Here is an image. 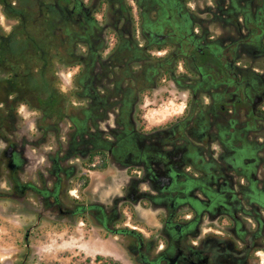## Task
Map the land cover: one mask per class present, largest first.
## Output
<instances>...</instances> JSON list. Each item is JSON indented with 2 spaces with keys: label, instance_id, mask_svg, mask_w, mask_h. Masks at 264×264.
Segmentation results:
<instances>
[{
  "label": "flooded vegetation",
  "instance_id": "af4514ba",
  "mask_svg": "<svg viewBox=\"0 0 264 264\" xmlns=\"http://www.w3.org/2000/svg\"><path fill=\"white\" fill-rule=\"evenodd\" d=\"M9 1L40 49L0 4V200L135 264H264V0Z\"/></svg>",
  "mask_w": 264,
  "mask_h": 264
},
{
  "label": "rangeland",
  "instance_id": "374dc122",
  "mask_svg": "<svg viewBox=\"0 0 264 264\" xmlns=\"http://www.w3.org/2000/svg\"><path fill=\"white\" fill-rule=\"evenodd\" d=\"M4 22V21H2ZM62 75H58L62 84H70L68 69L64 68ZM152 100H148L147 103ZM158 99L151 103L154 108L149 116L153 119L159 112L175 110L174 102ZM160 108V109H159ZM27 230L31 233L25 239ZM100 229L78 224L74 228L58 226L41 221L37 223L36 215L11 207L9 203L0 200V254L14 253L29 241L30 261L32 264H109L115 260L116 264H135L123 251L116 238V234L105 233ZM106 234V235H105ZM107 238H105V237ZM102 257L99 260L98 257Z\"/></svg>",
  "mask_w": 264,
  "mask_h": 264
},
{
  "label": "trees",
  "instance_id": "16d2710c",
  "mask_svg": "<svg viewBox=\"0 0 264 264\" xmlns=\"http://www.w3.org/2000/svg\"><path fill=\"white\" fill-rule=\"evenodd\" d=\"M0 4L5 7V12L8 17L16 20L14 29L18 32L12 35V55L14 60H22L25 55H29V60H37V54H39L40 40H39V25L37 19H33L31 14L26 16L24 10L21 7V3L18 6L12 5L11 1L4 3L0 0ZM68 45L67 40L61 41V47H66ZM62 55V53H61ZM17 70H28V76L30 78L34 77L31 71H33V66H18ZM99 260L102 257H98ZM109 264H116L115 260L110 259Z\"/></svg>",
  "mask_w": 264,
  "mask_h": 264
},
{
  "label": "water",
  "instance_id": "95a60500",
  "mask_svg": "<svg viewBox=\"0 0 264 264\" xmlns=\"http://www.w3.org/2000/svg\"><path fill=\"white\" fill-rule=\"evenodd\" d=\"M28 235H29V230H27L26 238H28ZM27 244L29 245V241H27Z\"/></svg>",
  "mask_w": 264,
  "mask_h": 264
}]
</instances>
